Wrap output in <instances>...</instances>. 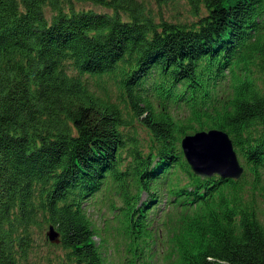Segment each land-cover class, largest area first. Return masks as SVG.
I'll list each match as a JSON object with an SVG mask.
<instances>
[{"label": "trees", "instance_id": "obj_1", "mask_svg": "<svg viewBox=\"0 0 264 264\" xmlns=\"http://www.w3.org/2000/svg\"><path fill=\"white\" fill-rule=\"evenodd\" d=\"M73 1L0 0V264H264V0ZM210 128L242 178L190 168Z\"/></svg>", "mask_w": 264, "mask_h": 264}, {"label": "water", "instance_id": "obj_2", "mask_svg": "<svg viewBox=\"0 0 264 264\" xmlns=\"http://www.w3.org/2000/svg\"><path fill=\"white\" fill-rule=\"evenodd\" d=\"M182 147L184 156L197 175L207 178L217 174L223 178L239 179L244 174L245 167L231 136L220 128L186 134ZM48 233L53 242L61 241V234L54 225L50 226Z\"/></svg>", "mask_w": 264, "mask_h": 264}, {"label": "rangeland", "instance_id": "obj_3", "mask_svg": "<svg viewBox=\"0 0 264 264\" xmlns=\"http://www.w3.org/2000/svg\"><path fill=\"white\" fill-rule=\"evenodd\" d=\"M148 7L152 10L154 16L157 19H163L166 21H172V22H191L194 17L191 13V8L189 7V4L186 0H174V1H169L167 4L161 2L160 0H146ZM63 5L66 7L67 3L66 1H63ZM74 3L72 4V7H74L76 10H87V9H93L94 11L97 12H105V13H111V10H108L102 6H96L88 1L86 2H81V1H73ZM64 7V8H65ZM55 11L51 8L48 7L45 9V13L47 17H51L52 13ZM156 19V20H157ZM158 21V20H157ZM144 132H141V135H143ZM96 212L94 211V215ZM101 225H103V219L100 220ZM51 226V225H50ZM101 229H103V226H100ZM50 228L47 230V233L49 232ZM48 238H49V233H48ZM121 237L119 238V240ZM50 240V238H49ZM52 241V240H50ZM53 242V241H52ZM56 243V242H54ZM113 251H111L112 253ZM117 253H112V261H114L116 264H121L120 259L118 257H115ZM119 256V254H118Z\"/></svg>", "mask_w": 264, "mask_h": 264}]
</instances>
